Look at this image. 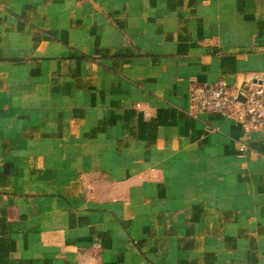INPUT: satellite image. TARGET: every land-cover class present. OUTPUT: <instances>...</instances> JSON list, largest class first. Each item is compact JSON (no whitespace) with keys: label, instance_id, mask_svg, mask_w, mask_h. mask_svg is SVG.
I'll return each instance as SVG.
<instances>
[{"label":"crops","instance_id":"crops-1","mask_svg":"<svg viewBox=\"0 0 264 264\" xmlns=\"http://www.w3.org/2000/svg\"><path fill=\"white\" fill-rule=\"evenodd\" d=\"M217 80H264V0H0V264H264V137L190 116Z\"/></svg>","mask_w":264,"mask_h":264},{"label":"built area","instance_id":"built-area-1","mask_svg":"<svg viewBox=\"0 0 264 264\" xmlns=\"http://www.w3.org/2000/svg\"><path fill=\"white\" fill-rule=\"evenodd\" d=\"M44 44L37 48L43 52ZM243 94L244 101L237 97ZM190 116L211 115L232 120L246 139L252 132L264 137V80L247 82L239 91H234L223 80L211 84L191 82L188 87Z\"/></svg>","mask_w":264,"mask_h":264},{"label":"water","instance_id":"water-1","mask_svg":"<svg viewBox=\"0 0 264 264\" xmlns=\"http://www.w3.org/2000/svg\"><path fill=\"white\" fill-rule=\"evenodd\" d=\"M237 101H238V102H243V101H244V96H243L242 93L238 95V97H237Z\"/></svg>","mask_w":264,"mask_h":264}]
</instances>
